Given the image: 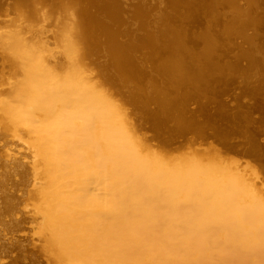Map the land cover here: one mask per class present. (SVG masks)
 <instances>
[{
	"label": "bare ground",
	"instance_id": "6f19581e",
	"mask_svg": "<svg viewBox=\"0 0 264 264\" xmlns=\"http://www.w3.org/2000/svg\"><path fill=\"white\" fill-rule=\"evenodd\" d=\"M7 4L27 24L61 28L53 53L18 31L0 36V205L8 230L38 220L28 254L48 264H264L255 183L151 151L123 110L183 132L192 123L185 101L215 70L243 68L239 83L253 95L263 89L264 61L246 54L263 71L249 76L238 54L221 64L213 52L229 50L233 35L254 45L264 0H0ZM199 17L205 24L191 32L185 22ZM193 37L201 44L189 45ZM16 189L29 202H15Z\"/></svg>",
	"mask_w": 264,
	"mask_h": 264
},
{
	"label": "rangeland",
	"instance_id": "374dc122",
	"mask_svg": "<svg viewBox=\"0 0 264 264\" xmlns=\"http://www.w3.org/2000/svg\"><path fill=\"white\" fill-rule=\"evenodd\" d=\"M123 2L128 5L130 0H123ZM13 6V4H7L0 8V36L7 34L8 31H18L24 40L42 47L44 51L49 49L52 51L51 53L60 52L61 28L46 26L47 21L40 20L27 24ZM218 9L219 12L227 10L223 7ZM45 10L48 18L57 19L60 13L53 11L49 6H45ZM77 19H81L80 16L77 15ZM203 20V17H199L197 20L187 21L185 24L191 27L188 28L191 32L197 31L198 33L202 29L198 27L203 26ZM254 29L255 38L252 47L233 35L229 41V50L226 47L224 51L219 47L215 49L213 56H216L222 64L233 61L238 54L241 66L251 70L249 76H259L263 72L262 66L248 67L245 56L250 53L255 56L254 58L264 61V21ZM79 38V41L76 38L78 45H80L81 33ZM0 43H3L2 39H0ZM200 44V38L196 39L195 37L189 42V45L198 46ZM3 50L0 49V52ZM237 68L233 71L226 68L215 70L213 77L207 83H201L199 98L192 97L185 101L183 109L192 113V123H187L183 132L178 131L176 126H172L171 122L165 123V125L159 124L157 119L155 122L158 126L148 125V121H144L142 115L140 116L134 107H123V110L135 133L139 134L142 141L149 143L151 151L155 150L168 158L173 156L177 161H184L186 158L203 164L215 163L225 166L235 175L246 179L247 182H254L256 192L264 199V88L252 89L256 96L251 94L248 91V84L239 83L238 80L240 79L238 73L245 70ZM90 72L92 73L90 74L92 82L102 87L101 81L94 75L95 71ZM248 143L250 148H248ZM1 189L0 186V191ZM13 194L15 202L22 201L20 205H24L23 201L27 199V195L19 189L14 190ZM26 201L29 202V200ZM8 215L9 213L5 214L0 205V264H48L42 256L40 258L33 257L27 252L31 236L36 238L39 233L38 220H33L32 223L25 220L21 223L23 227L16 232L8 230V227L5 226ZM11 236L21 242L18 245L10 244ZM20 236L25 239H20ZM34 242L40 241L35 239ZM13 256L18 258V262L10 261Z\"/></svg>",
	"mask_w": 264,
	"mask_h": 264
}]
</instances>
